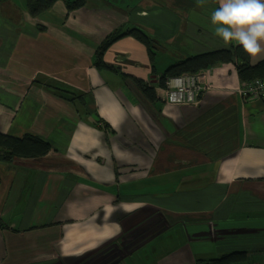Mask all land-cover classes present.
<instances>
[{
    "label": "crops",
    "instance_id": "0c3cea01",
    "mask_svg": "<svg viewBox=\"0 0 264 264\" xmlns=\"http://www.w3.org/2000/svg\"><path fill=\"white\" fill-rule=\"evenodd\" d=\"M217 7L88 0L68 12L57 1L33 17L26 0H0V132L50 145L0 164V264H193L239 251L264 264V101L238 95L234 64L202 70L196 106L166 105L157 86L174 63L229 49L214 34ZM129 28L152 40V64L122 37L98 70L96 47Z\"/></svg>",
    "mask_w": 264,
    "mask_h": 264
},
{
    "label": "trees",
    "instance_id": "16d2710c",
    "mask_svg": "<svg viewBox=\"0 0 264 264\" xmlns=\"http://www.w3.org/2000/svg\"><path fill=\"white\" fill-rule=\"evenodd\" d=\"M57 1H62L66 6L67 11L73 12L85 6L88 0H26L27 11L31 16L35 17L50 9ZM207 1L213 4L216 3V0ZM122 37H132L141 43L146 48L147 56L152 64L156 49L152 40L140 29L129 28L124 31L119 30L113 32L103 39L96 47L93 64L98 70L105 67L103 62V55L105 52L115 41ZM223 64L235 65L237 77L241 84L251 82L255 79L264 78V61L259 62L254 66L250 65L249 57L242 47L231 45L229 49L210 51L174 63L161 74L157 81V86L160 89H164L165 82L168 78L179 76L184 73H197ZM134 84L148 102H154L156 100L153 86L140 80H134ZM46 87L50 89L54 96L69 103H74L77 100V97H81V101H78V103L85 106L83 94H81V96L76 95L73 91L67 88L57 87L55 85H48ZM87 115L89 114L87 113ZM98 121L99 120H94L95 126L99 123ZM49 150L50 145L36 135L27 133L21 138H16L0 132V164L11 163L15 159H40L45 157ZM4 228L6 227L0 220V229ZM247 259L248 253L245 251H239L224 254L219 258L196 260L193 264H247ZM104 264L121 263L112 259Z\"/></svg>",
    "mask_w": 264,
    "mask_h": 264
},
{
    "label": "clouds",
    "instance_id": "9594fccd",
    "mask_svg": "<svg viewBox=\"0 0 264 264\" xmlns=\"http://www.w3.org/2000/svg\"><path fill=\"white\" fill-rule=\"evenodd\" d=\"M205 0H197L203 5ZM218 7L211 13L214 34L227 47H242L255 65L264 61V0H217ZM260 89L264 83L257 80Z\"/></svg>",
    "mask_w": 264,
    "mask_h": 264
},
{
    "label": "built area",
    "instance_id": "2783aa9c",
    "mask_svg": "<svg viewBox=\"0 0 264 264\" xmlns=\"http://www.w3.org/2000/svg\"><path fill=\"white\" fill-rule=\"evenodd\" d=\"M203 71L197 73H184L168 78L165 82L164 102L170 106H196L199 98L209 88ZM257 80L264 83V78L242 83L238 95L245 100L264 101V89H260Z\"/></svg>",
    "mask_w": 264,
    "mask_h": 264
},
{
    "label": "flooded vegetation",
    "instance_id": "af4514ba",
    "mask_svg": "<svg viewBox=\"0 0 264 264\" xmlns=\"http://www.w3.org/2000/svg\"><path fill=\"white\" fill-rule=\"evenodd\" d=\"M108 258V259H107ZM107 258H104L103 260H105V259H107L106 260V262H108L109 260H112V257H110V256H108ZM99 261H102V259H97V260H93L91 263H89V264H96L97 262H99ZM114 261H115V259H114ZM105 262V263H106Z\"/></svg>",
    "mask_w": 264,
    "mask_h": 264
},
{
    "label": "rangeland",
    "instance_id": "374dc122",
    "mask_svg": "<svg viewBox=\"0 0 264 264\" xmlns=\"http://www.w3.org/2000/svg\"><path fill=\"white\" fill-rule=\"evenodd\" d=\"M107 259H108V258H107ZM107 259H105V260L102 259V261H99V262H97L96 264H104V263L106 262ZM247 260H248V259H247ZM259 261H262V259L259 260Z\"/></svg>",
    "mask_w": 264,
    "mask_h": 264
}]
</instances>
